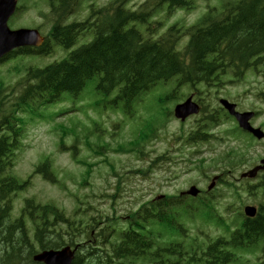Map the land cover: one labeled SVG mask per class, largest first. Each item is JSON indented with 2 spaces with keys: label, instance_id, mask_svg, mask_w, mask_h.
I'll return each instance as SVG.
<instances>
[{
  "label": "trees",
  "instance_id": "trees-1",
  "mask_svg": "<svg viewBox=\"0 0 264 264\" xmlns=\"http://www.w3.org/2000/svg\"><path fill=\"white\" fill-rule=\"evenodd\" d=\"M49 2L55 21L50 38L57 44L70 49L82 33H93L94 37L61 61L43 68L29 67L16 103L7 106L0 102V264H32L37 246L60 248L66 243L64 238L73 244L84 235L90 240V229L104 224L106 219L95 241L82 244L72 264H239L243 253L264 252V202L256 217L242 220L236 217L231 224L212 202L201 201L195 207L183 201V197L168 195L131 214L126 227H120V218L109 216L96 222L91 218L84 223L82 219L77 224L54 204L28 201L23 212L27 213V209L30 221L35 224L33 244H29L24 218L11 221L9 216L12 196L24 186L11 172L22 132L18 112L30 106L34 98L46 101L49 96L53 100L64 92L78 96L95 80L96 90L102 94L118 89L117 100L128 110L143 93L176 77L178 85L169 97L185 84L215 86L230 71L242 74L249 67L264 64V0L230 1L221 11L213 9L207 13L187 32L190 40L185 54L176 48L181 34L174 28L153 39L143 35L133 23L146 24L148 17L164 5L170 12L186 8L190 0H159L151 12L144 9L139 13L125 9L117 0L91 11L89 20L71 23L66 20L81 0ZM49 49L47 41L40 50L49 53ZM20 50L25 54L31 51ZM154 122H145L142 137L132 140L133 148L139 146L140 150L141 141L155 136L158 128L154 130ZM150 130L155 131L152 136L148 134ZM198 136L195 132L188 141L194 142ZM239 153L235 149L234 153L225 154L221 162L234 167L235 162L241 161L237 159ZM48 161L45 168L49 167ZM45 176L54 183L57 181L55 175ZM195 216L223 232L205 235L201 229L198 235H188L189 223L195 224ZM61 224L66 225L64 232L56 229Z\"/></svg>",
  "mask_w": 264,
  "mask_h": 264
},
{
  "label": "rangeland",
  "instance_id": "rangeland-1",
  "mask_svg": "<svg viewBox=\"0 0 264 264\" xmlns=\"http://www.w3.org/2000/svg\"><path fill=\"white\" fill-rule=\"evenodd\" d=\"M109 1L85 0L69 21L84 20L89 16L90 10L104 7L103 5ZM145 1L133 0L129 6L132 10L139 11ZM226 1L230 0H194V10L189 12L177 10L172 15H168L166 10H158L149 22L152 28L150 35L156 38L174 24L185 30L208 9L212 7L220 9ZM18 5L22 7V11L10 18L9 26L13 29L38 26L47 36L53 24V18L48 13L49 0H19ZM178 32L180 34L182 31ZM187 40L188 37H184L179 43L178 49L182 52ZM80 43L78 41L72 49ZM60 47L55 45L56 51L49 56L19 55L2 62L0 102L7 106L16 103L21 96L27 69L30 66H45L60 60L71 50ZM263 71L264 68L260 72L249 70L242 80L233 82L227 77L220 88L209 89L200 84L202 92L197 90V86H181L182 90L176 93L179 98L177 101H185L193 95L194 100H198L205 110L212 112L219 109L221 106L219 99L223 97L236 102L240 110H254L257 114L252 123L264 130V99L258 96H263L261 93L264 92ZM175 85V81L169 82L165 86H158L149 91L134 103V112L129 115L114 110L115 104L112 99L116 91L107 96L101 95L95 92L92 83L78 98L64 94L62 96L67 97L66 99L42 104V99H35L36 103L29 106L31 114L28 111L20 113L24 123L21 146L16 151L14 172L24 180L47 156L50 158L57 182L51 184L40 174L32 177L28 188L19 192L14 200L11 220L21 216L25 197H31L37 205H56L67 217L76 220L77 224L81 223L82 219L84 223L91 218L96 222L113 215L126 218L129 213L138 210L159 195L176 196L192 185L206 191L212 177L223 174L226 168L212 158L217 159L226 150L239 146L242 148L241 152L246 153L243 156L248 162L237 166L234 171L224 176L226 181L237 184L239 192L236 193L235 189L232 190L217 182L215 190L212 193L203 192V197L205 201L211 200L215 210L231 224L245 205H259L263 199L261 189L252 186L254 190L250 191L248 186L259 185L264 171L254 181L243 180L240 175L254 167L264 157V139L250 142L247 137L236 131L235 122L231 118L223 120L220 118L219 123L215 121L216 123L207 127L209 133L213 135L210 141L187 143L189 142L187 137L207 122L208 114L201 112L184 122L170 114L164 117L163 113L177 101L165 103L160 97ZM94 104L97 110H94ZM146 120L148 123L156 121L153 124L154 130L155 127H160L154 137L141 141L138 151L133 148L132 140L142 137L141 132ZM94 122L97 125L96 129ZM163 124L165 125L161 126ZM154 130H150L148 134L152 136ZM102 144L105 146L102 147ZM74 153H78V158H74ZM105 158L107 161L101 162ZM79 159L86 164H79L77 161ZM93 163L97 165L94 166ZM87 164H91L92 168L88 179ZM109 164L113 166L110 167ZM194 205L197 207L198 203ZM74 214H77L76 219ZM25 220L24 227L29 244H33L35 224L27 218ZM194 221L195 224L189 223L188 235H198L201 229L205 235L208 233L215 236L223 232L220 228L202 223L196 216ZM99 226L95 225L96 232ZM56 229L64 232L66 225H58ZM84 238L85 236L81 239ZM64 240L67 242L69 238ZM37 248L40 249L38 246ZM241 258L239 264L263 263L264 254L256 250L243 253Z\"/></svg>",
  "mask_w": 264,
  "mask_h": 264
},
{
  "label": "water",
  "instance_id": "water-1",
  "mask_svg": "<svg viewBox=\"0 0 264 264\" xmlns=\"http://www.w3.org/2000/svg\"><path fill=\"white\" fill-rule=\"evenodd\" d=\"M18 0H0V58L6 53L13 50L16 47H21L25 45H40L43 42V38L37 29L20 28L17 30H12L9 27V18L15 13L17 8ZM223 104L228 108V110L237 116L240 124L252 131L259 138L263 137L264 134L260 129H253L248 123L249 119L252 117V113H238L235 111V105L230 104L228 101H223ZM198 111V106L191 101L189 98L186 102L177 105L175 112L177 117L185 119L187 116L196 113ZM264 163V160L262 161ZM263 168V166H258L254 170L249 171L244 174V176L253 177L256 175L258 169ZM214 183L210 186H212ZM191 194H198V190L195 187L189 191ZM246 213L250 216H254L256 209L254 207H246ZM75 251L71 250L70 246H66L60 250H46L38 253L34 258L36 261H43L45 264H72Z\"/></svg>",
  "mask_w": 264,
  "mask_h": 264
},
{
  "label": "bare ground",
  "instance_id": "bare-ground-1",
  "mask_svg": "<svg viewBox=\"0 0 264 264\" xmlns=\"http://www.w3.org/2000/svg\"><path fill=\"white\" fill-rule=\"evenodd\" d=\"M259 32V31H258ZM248 40V39H247ZM258 41V40H257ZM130 48V47H129ZM130 50V49H129ZM240 74V73H239Z\"/></svg>",
  "mask_w": 264,
  "mask_h": 264
}]
</instances>
